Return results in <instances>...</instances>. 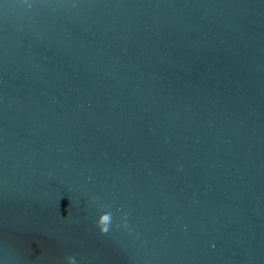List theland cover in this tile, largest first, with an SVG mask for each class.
<instances>
[{
    "label": "water",
    "instance_id": "95a60500",
    "mask_svg": "<svg viewBox=\"0 0 264 264\" xmlns=\"http://www.w3.org/2000/svg\"><path fill=\"white\" fill-rule=\"evenodd\" d=\"M69 257L264 264V0H0V264Z\"/></svg>",
    "mask_w": 264,
    "mask_h": 264
},
{
    "label": "clouds",
    "instance_id": "9594fccd",
    "mask_svg": "<svg viewBox=\"0 0 264 264\" xmlns=\"http://www.w3.org/2000/svg\"><path fill=\"white\" fill-rule=\"evenodd\" d=\"M20 3H27V0H20ZM126 219V217L124 218ZM112 224V213L104 212V214L99 215L95 221V228L98 230L99 235H105L109 232V227ZM121 227H127L126 224L121 225ZM66 264H77L74 257L67 258Z\"/></svg>",
    "mask_w": 264,
    "mask_h": 264
}]
</instances>
